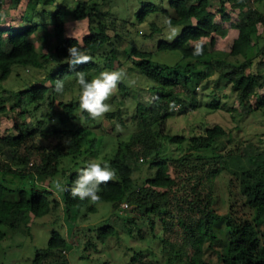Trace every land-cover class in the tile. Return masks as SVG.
<instances>
[{"label":"trees","instance_id":"obj_1","mask_svg":"<svg viewBox=\"0 0 264 264\" xmlns=\"http://www.w3.org/2000/svg\"><path fill=\"white\" fill-rule=\"evenodd\" d=\"M227 1L231 2V12L237 9L239 13L231 23L237 37L227 55L233 59L226 61L210 48L215 45L214 36L222 33L223 23L230 21ZM161 2L140 1L141 8L134 17L142 24L159 13L165 21L171 20L172 27H180L175 39L160 40L156 50L178 52L181 58L174 64L153 65L149 50L133 47L127 54L133 70L150 82L151 106L136 105L132 118L136 131L118 143L111 158H106L117 170V176L101 185L99 194L100 201L112 203L113 208L103 223L89 231L103 244L119 233L131 237L134 217L130 215L138 212L152 237L163 243L168 261L175 258L182 264H264V148L253 149L246 144L236 156H230V151L227 155L218 152L219 143L228 133L221 125L209 127L197 117L201 104L200 99L196 100L197 84L209 79L214 64L219 63L218 77L228 83L238 105L229 108L230 112L239 116L264 108V95L256 99V93L264 89V8H255L254 0H167V10ZM98 6L93 1L79 0L69 14L73 20H87L89 25H95L89 26L81 40L66 35L65 15L60 9L53 13V24L48 29L38 22L12 27L2 24L0 16V83L9 78L15 67L44 69L49 81L47 86L43 82L27 86L17 93L19 98L12 105L0 100V115L16 116L11 132L0 137V228L6 227L5 231L0 229V240L6 231L29 233L31 221L43 217H51L53 223L62 227L64 215L71 217L72 212L77 214L84 208L96 212V203L74 199L70 192L55 188L57 180L71 187L83 162L89 161L90 153L101 143L89 135L88 127L78 123L79 99L59 102L54 110L57 118L54 113L50 115L53 124L32 118L29 107L36 105L37 110L41 102L52 99L49 93H55L57 79L65 83L76 80L75 72L83 71L90 80L91 72L102 71L96 59L111 44L109 32L118 30L116 25H122L119 28L123 32L130 23L99 12ZM3 7L0 0V14ZM148 24L147 37L161 32L154 21ZM204 39H209V43ZM197 43L203 48L199 56L193 55ZM72 45L81 47L92 60L70 68L65 59L67 48ZM112 55L116 58L114 51ZM118 87L123 88L121 84ZM220 107L216 97L207 105L212 111ZM82 118L85 125L93 121L83 111ZM171 123L178 127L172 129ZM165 141L178 146L185 143L190 153L167 157L161 154ZM140 163L153 169V173L137 183L134 166ZM226 175L228 212L218 214L213 208L217 200L214 187H220L218 177ZM234 182L239 188L235 195ZM235 196L239 205L233 200ZM122 204L127 209L120 211ZM175 222L182 239L171 244L163 235ZM158 223L162 224L158 232L162 236L154 233ZM218 223H224L228 233L222 250L215 248ZM139 236L142 237L140 233ZM87 244L92 246L90 241ZM69 249L68 239L52 230L47 246L35 252L30 264H70L65 256ZM145 257L141 251H134L131 264L156 263Z\"/></svg>","mask_w":264,"mask_h":264},{"label":"rangeland","instance_id":"obj_2","mask_svg":"<svg viewBox=\"0 0 264 264\" xmlns=\"http://www.w3.org/2000/svg\"><path fill=\"white\" fill-rule=\"evenodd\" d=\"M79 0H3L2 24H8L12 27L20 26L24 23L38 22L40 25L47 26V29L53 24V13L60 9L65 15L66 35L71 37V33L77 40L88 33L89 26L95 27L93 24H88L87 20L76 21L69 15L76 7ZM84 1V0H83ZM98 3L99 12L116 17L118 21L126 20L130 23L123 32L122 25H116L118 30L109 32L111 35V44L107 45L100 51V58L96 59L97 64L102 67V71L115 70L124 68L127 70V77L119 84L123 88L117 87V91L108 101L111 104L112 110L103 117L97 118L85 125L82 118L81 109L78 111V123L82 127H88L89 135L101 140L98 148H95L90 153L88 160L106 161V158H111L120 141H126L137 129V124L133 120L135 107L138 103L146 106H151V95L149 90V80L141 77V75L133 70L129 64L127 54L131 49L137 48L140 50H149L152 52V64H174L181 56L178 52H159L156 50V45L160 40L172 41L180 31V27H174L178 33L174 38L169 39L171 31L165 23L163 15L156 13L147 19L144 23L136 21L134 14L137 13L141 6L140 1L147 3H159L160 0H88ZM253 1V0H252ZM163 8L168 10L167 0H162ZM254 7L259 10L264 8V0H254ZM226 8L231 12V2H226ZM239 11L234 9L230 13V21L223 23L222 33L216 34L215 45L210 48L219 52V58L222 60H230L227 55L234 39L237 37V30L233 28L231 23L238 19ZM149 21L154 23L161 29L160 33H154L151 37H147L149 32ZM217 21L219 17L217 16ZM121 30V31H120ZM116 31V32H115ZM261 32V28H258ZM204 42L209 43V39H204ZM112 51L115 52L116 58L113 57ZM254 51L251 50V54ZM215 69L211 73L209 79L198 83L196 89L197 102L200 99V113L197 116L202 118L209 127L221 125L228 133L226 139H223L218 146V152L230 156H236L243 151L246 144H250L255 148H264V108L256 109L254 112L244 115H233L229 108H235L238 105L235 103L233 94L227 82L219 79L218 73L221 65L214 64ZM99 72L93 71L92 77L98 76ZM134 81V83H130ZM43 82L44 85H49L45 70H35L31 68L15 67L9 78L0 83V100L5 101L6 105H12L17 102L19 96L17 93L23 91L33 83ZM78 85L76 80L70 79L65 83L64 92H51L49 96L52 99H46L40 103L38 109H34L36 105L29 107V112L32 118H43L50 124L55 123L50 115L58 109L59 102H68L71 99H79ZM5 92V93H3ZM210 94V95H209ZM264 95V89L256 93V99ZM54 97V100H53ZM218 98L221 102V107L218 110H211L207 105L214 99ZM256 99L253 103L255 105ZM58 113H54L57 118ZM55 118V119H56ZM14 117L0 115V137L11 132ZM173 120V119H172ZM174 122V121H173ZM180 125V122L178 121ZM178 127L177 124L172 125ZM222 144V145H221ZM187 144L180 146L163 142V151L161 154L167 157L177 158L181 155L189 154ZM245 161V158L242 159ZM153 169L146 164L140 163L134 166L133 177L137 183L144 181L145 175H151ZM226 177H218L220 187L216 185V202L213 206L218 214L228 212V190L225 181ZM217 182V180H216ZM216 184V183H215ZM218 184V183H217ZM234 188L232 194H239L237 182L233 183ZM176 190V188L174 189ZM175 193H177L175 191ZM173 193H170L172 197ZM238 197H233L237 200ZM239 205V200H237ZM96 212L90 213L87 208L80 210L77 214L72 212L71 217L64 215L62 227L58 223H53L52 218L47 216L37 221H31L29 233L27 234H11L6 231L5 237L0 240V264H30L37 250L44 249L47 246V241L50 238L51 231L57 230L68 239L70 249L65 256L70 264H131V256L134 251H141L148 259L156 261L155 264H182L179 260L171 258L168 261V252L163 248V243L154 239L150 234L149 227L138 212H131V217H134L133 236H128L125 233H119L117 237L109 239L105 244L95 239L93 233L89 230L103 223L104 220L112 212V203L100 201L95 204ZM127 209L125 204H122L119 210ZM162 228V224L158 223L155 232L158 236L163 233H158ZM171 229L163 235L164 240L171 244H178L181 239V232L177 223L170 224ZM2 231L6 227L0 228ZM93 230V229H92ZM218 244L217 250H222L225 242L228 239L227 228L224 223H218ZM139 233L142 237L139 236ZM91 245H88V242ZM94 244V246H93ZM167 249H169L167 247ZM214 261L216 256L210 255Z\"/></svg>","mask_w":264,"mask_h":264},{"label":"clouds","instance_id":"obj_3","mask_svg":"<svg viewBox=\"0 0 264 264\" xmlns=\"http://www.w3.org/2000/svg\"><path fill=\"white\" fill-rule=\"evenodd\" d=\"M2 16V14H0ZM171 36L174 38L178 30L171 25V20H166ZM71 37L75 38L71 33ZM82 43V42H81ZM68 56L65 62L74 68L80 64H87L92 60L91 55L87 54L81 47L72 45L67 48ZM203 54V48L200 43H197L194 48L193 55L199 56ZM127 70L119 68L115 70H105L99 73L98 76L88 79L85 72L76 71V84L78 87L79 107L88 116L96 120L103 117L112 110L111 104L108 102L117 91L118 84L127 77ZM134 83V81H130ZM65 82L62 79L55 81L54 91L63 93ZM117 170L112 168L107 161L89 160L83 162V166L78 170L75 180L72 181L71 187L62 185L59 180L55 182V188L58 191H68L74 199L81 201L89 200L95 204L101 200L100 192L101 185L112 182L116 179Z\"/></svg>","mask_w":264,"mask_h":264}]
</instances>
